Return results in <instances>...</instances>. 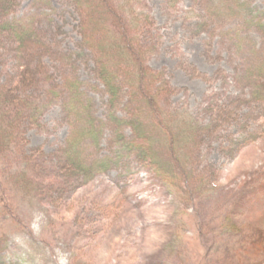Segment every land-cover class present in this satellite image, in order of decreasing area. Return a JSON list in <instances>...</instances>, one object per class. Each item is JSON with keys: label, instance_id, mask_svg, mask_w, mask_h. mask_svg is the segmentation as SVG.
I'll return each mask as SVG.
<instances>
[{"label": "trees", "instance_id": "trees-1", "mask_svg": "<svg viewBox=\"0 0 264 264\" xmlns=\"http://www.w3.org/2000/svg\"><path fill=\"white\" fill-rule=\"evenodd\" d=\"M23 1L0 0V48L7 49L15 61L0 85V264H22L10 262L5 254L16 230L38 238L27 215L28 204L47 213L60 204L69 206L80 188L106 173L126 168L123 176H138L141 171H136L135 162L159 185L174 189L183 208L178 213L181 219L178 216L174 221L179 231H172L171 256L155 264H190L188 238L182 234L192 226L204 241L205 264H221L216 262L221 255L233 259L231 264L238 252L241 260L245 253L252 255L260 231L254 225L247 227L245 218L256 211L255 203L250 204L253 198L246 193H222L227 187L222 182L225 170L207 163L205 152L220 142L230 155L237 156L259 136L251 130L253 112L246 108L264 104V10L254 0H196L192 9L185 8L184 0H169L178 13L193 14L195 36L223 34L228 42H235L234 53L243 59L234 74L221 67L214 75L189 59L182 61L192 77L209 82L222 79L227 87L233 81L242 91L235 94L226 86L211 91L201 115L189 98L173 107L174 96L190 89L176 86L169 68L151 63L161 45L141 33L143 18L149 32L157 30L161 38L164 34L148 0H75L83 35L77 53L79 57L93 55V71L109 96L102 116L97 98L81 77L60 82L59 66L48 60L60 57L49 33L36 22L16 16ZM236 17L240 18L236 27L227 29V20ZM213 47L210 41L209 56L223 59L222 52L213 55ZM48 86L71 117L72 133L54 152H48L45 145L33 146L22 167L11 170L8 156L19 139L30 143L31 128L47 129L50 105L41 90ZM235 126L239 134L231 131ZM222 194L226 204L231 202L228 208ZM215 196L222 197L221 202L208 199ZM258 197L263 201L264 196ZM192 206L197 212H190ZM107 207L101 212V222L108 220ZM220 233H226L225 242L219 239Z\"/></svg>", "mask_w": 264, "mask_h": 264}, {"label": "rangeland", "instance_id": "rangeland-1", "mask_svg": "<svg viewBox=\"0 0 264 264\" xmlns=\"http://www.w3.org/2000/svg\"><path fill=\"white\" fill-rule=\"evenodd\" d=\"M148 1L164 34L161 38L157 30L149 32L150 26L146 17L143 18L141 33L151 40L153 37V44L161 45V51L152 58L151 63L157 68H169L174 84L190 89L174 96L173 107H179L189 98L194 111L204 115L207 95L215 89H224L226 83L222 79L209 82L203 78H194L182 66V61L189 59L213 75L221 67L234 74L236 66L243 62L234 53L232 46L235 42L232 39L228 42L223 34L216 38L209 34L195 36L192 29L196 20L191 12L178 13L169 0ZM254 1L264 10V0ZM195 5L196 0H184L185 8L192 9ZM16 16L36 22L49 33L60 57L49 56L48 60L59 66L60 82H64L66 77H81L86 82L85 88L98 100L99 114L105 116L109 96L93 71V55L88 53L85 57H79L77 53L81 50L79 42L83 39L79 27L82 15L78 3L75 0H24ZM238 19H228L227 29L235 28ZM210 41H214L213 55L222 52L223 59L215 61L209 56L207 47ZM0 52L1 85L7 73L13 69L15 61L7 49L0 48ZM232 82L226 87L232 93H241V89ZM41 93L50 105L46 117L47 129L31 128L28 132L30 143L23 138L19 139L8 156V167L11 170L22 167L26 153L33 146L45 145L48 152H54L72 133L71 117L68 119L64 105L55 98L56 91L48 86ZM246 111L253 112L251 130H255L259 136L251 139L250 144L237 156L230 155L220 142H216L206 150L205 160L225 170L222 182L227 187L222 193H228L229 196L230 193L250 194L254 201L250 204L256 205L255 213L251 212L245 218L247 227L254 225L260 231L257 234L258 240H254V253H245L244 260H241V252L234 254L235 264H264V199L257 200L258 196H264V189L260 194L256 193L257 189L264 188V104L246 108ZM231 131L240 133L238 126L232 127ZM227 144L230 142L227 141ZM104 146L108 152L109 139L105 140ZM134 167L136 171H141L138 176H123L122 172L126 168L113 170L93 184L80 188L69 206L57 205L50 213L31 209L28 204L27 215L34 222L38 238L31 233L16 230L6 245L8 260L22 264H155V261L170 257L174 237L172 231H179L174 221L180 217L178 213L183 208L174 189L159 185L138 162H135ZM221 196L224 197V207L228 208L226 205L230 206L231 202L226 204L225 194ZM222 197L208 199L221 202ZM105 205L109 206L106 209L110 214L105 215L107 222H101L100 215ZM197 210L195 206L190 208L191 213ZM197 230L192 226L182 236L188 238L190 264H205L206 248ZM226 238V233H220L219 239L222 242ZM216 248L220 250L218 246ZM223 258L221 255L216 262L234 263L233 259Z\"/></svg>", "mask_w": 264, "mask_h": 264}]
</instances>
